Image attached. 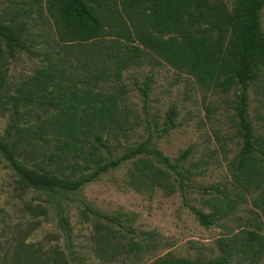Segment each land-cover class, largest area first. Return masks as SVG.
Returning <instances> with one entry per match:
<instances>
[{
  "label": "rangeland",
  "instance_id": "rangeland-1",
  "mask_svg": "<svg viewBox=\"0 0 264 264\" xmlns=\"http://www.w3.org/2000/svg\"><path fill=\"white\" fill-rule=\"evenodd\" d=\"M28 0H0V21H27L26 44L33 55L17 53L7 62L9 88L15 94L19 85L35 74L41 60L69 55L72 64L89 60L85 50L58 51L55 35L36 11L29 18ZM229 9L234 0H226ZM264 33V8L261 13ZM78 73L84 74L81 68ZM248 89V121L254 137L264 140V84ZM118 85L123 88V128L108 137L111 157L140 143L159 151L180 166L186 177L179 188L170 173L171 188L135 186L131 174L133 161L101 175L76 192L58 199L62 217L46 193L26 189L0 153V264H18L14 251L20 244L47 254L62 251L70 264H152L161 258L206 261L222 255L219 239L231 238L242 230L264 237V208L255 206V194H247L232 180L231 162L243 146L235 111L236 89L228 93L200 89L194 80L153 58L122 72ZM101 84L97 85L99 89ZM146 90V96L140 91ZM21 128L31 135L38 110L25 113ZM171 112L175 115L169 120ZM9 104L0 106V138L7 137L12 119ZM9 140L16 159L24 166L63 174L73 179L90 173L81 160L50 162L51 140L40 138ZM264 149V146H262ZM184 152L188 156L182 159ZM147 158H150L149 156ZM71 163V164H70ZM263 164V163H262ZM88 207L116 220L107 223L85 209ZM192 208L212 215L213 224L199 223ZM109 240L110 246H107ZM232 263L264 264L248 255H234Z\"/></svg>",
  "mask_w": 264,
  "mask_h": 264
},
{
  "label": "trees",
  "instance_id": "trees-1",
  "mask_svg": "<svg viewBox=\"0 0 264 264\" xmlns=\"http://www.w3.org/2000/svg\"><path fill=\"white\" fill-rule=\"evenodd\" d=\"M28 1L30 10L22 16L29 18L35 10L38 17L44 18L59 52L72 53L87 47L91 53L89 60L80 62L76 58L74 64L70 54L58 55L54 60L45 56L35 74L24 80L15 94H9L7 62L17 53L33 55V51L32 45L26 44L27 21H0V106L9 104L12 110L7 137L0 138V153L20 186L47 194L63 225L66 219L58 199L62 194L76 192L129 161L135 165L131 174L135 186L164 183L171 188L168 180L172 173L179 188L184 187L186 177L180 166L145 143L111 157L108 137L116 136L123 128V88L118 85L122 72L149 58L190 76L200 89L224 94L236 89L235 111L243 146L231 162L232 180L243 192L255 194V206L264 208V140L254 137L247 116L249 87L260 80L264 84V0H234L232 9L226 0ZM98 84L101 87L96 89ZM140 91L146 96L145 89ZM20 108L27 114L39 111L31 135L19 125L23 119ZM174 115L171 112L168 119ZM13 134L17 141L51 140L55 151L48 155L50 162L81 160L90 173L73 179L22 165L9 140ZM187 156L184 152L181 158ZM85 209L116 224L110 216ZM191 210L201 225L213 224L212 215ZM106 242L110 246L109 240ZM218 242L222 255L214 259L161 258L152 264H233L234 255H248L253 260L264 255V237L255 231L242 230ZM13 255L18 264H70L58 249L45 254L20 244Z\"/></svg>",
  "mask_w": 264,
  "mask_h": 264
}]
</instances>
